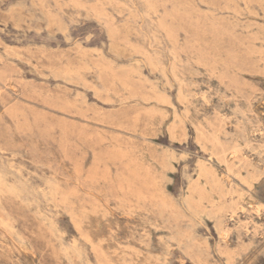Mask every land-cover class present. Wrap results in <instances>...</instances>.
Masks as SVG:
<instances>
[{"label":"rangeland","instance_id":"rangeland-1","mask_svg":"<svg viewBox=\"0 0 264 264\" xmlns=\"http://www.w3.org/2000/svg\"><path fill=\"white\" fill-rule=\"evenodd\" d=\"M0 264H264V0H0Z\"/></svg>","mask_w":264,"mask_h":264}]
</instances>
